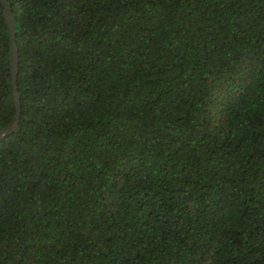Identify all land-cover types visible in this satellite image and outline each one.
Masks as SVG:
<instances>
[{
  "label": "trees",
  "instance_id": "16d2710c",
  "mask_svg": "<svg viewBox=\"0 0 264 264\" xmlns=\"http://www.w3.org/2000/svg\"><path fill=\"white\" fill-rule=\"evenodd\" d=\"M8 2L0 264H264V0Z\"/></svg>",
  "mask_w": 264,
  "mask_h": 264
},
{
  "label": "water",
  "instance_id": "95a60500",
  "mask_svg": "<svg viewBox=\"0 0 264 264\" xmlns=\"http://www.w3.org/2000/svg\"><path fill=\"white\" fill-rule=\"evenodd\" d=\"M3 5V14L10 34V66H11V79L12 90L14 95L15 115L9 125L0 129V139L12 134L19 128L20 119L22 115L21 95L18 90V76H19V47L17 44L15 20L12 9L8 0H1Z\"/></svg>",
  "mask_w": 264,
  "mask_h": 264
}]
</instances>
